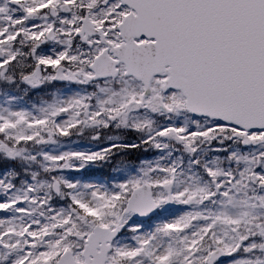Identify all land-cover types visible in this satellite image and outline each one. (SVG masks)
Wrapping results in <instances>:
<instances>
[{"label":"snow or ice","instance_id":"obj_1","mask_svg":"<svg viewBox=\"0 0 264 264\" xmlns=\"http://www.w3.org/2000/svg\"><path fill=\"white\" fill-rule=\"evenodd\" d=\"M57 82L0 92V264H264V0H0V86Z\"/></svg>","mask_w":264,"mask_h":264},{"label":"rangeland","instance_id":"obj_2","mask_svg":"<svg viewBox=\"0 0 264 264\" xmlns=\"http://www.w3.org/2000/svg\"><path fill=\"white\" fill-rule=\"evenodd\" d=\"M45 48V51L48 50L49 46H43ZM13 90H16V88H13ZM80 87L76 86V85H71V84H67L66 82H62L59 85H55L54 86V91H59L65 95H72L74 92L76 91H80ZM3 91H8L11 94L15 95L13 91H10V89H6L3 86H0V92ZM22 93V92H21ZM23 94V93H22ZM33 94V95H32ZM50 92H47L45 90H36V91H31V94L29 93V95L32 96H37V98H33L31 100V102H29V104L26 102H21L18 105H16V107H29L31 106L32 103L34 102H38L41 99H47L48 95H50ZM17 96V95H16ZM24 96V95H23ZM3 97H0V100H2ZM64 147L62 149H60L61 151L64 150H70V149H78V150H84V149H88L91 148L93 150H96V143L91 141L87 136L85 137H78V136H72V137H63L61 138ZM52 147L55 146H49V149H51ZM155 152L154 151H150L148 153H143V152H137V153H133L131 155V157L129 158L130 162L133 164H138V159H154L155 158ZM89 169H93L91 172L85 173L86 171H88ZM89 169L85 170L84 172H75V171H67L65 172V175H67L69 178L71 179H79L82 181H87V182H93V183H110L112 178L115 179H120L122 176V173L117 170L116 167H110V166H99V165H95V166H91ZM97 170L99 172L104 171L107 177L103 178L101 176V173H97ZM3 172V171H2ZM0 172V173H2ZM91 175V176H89ZM174 209H177L178 211L176 212V214H180L184 209V206H179V205H173L172 206ZM3 213H0V216H3Z\"/></svg>","mask_w":264,"mask_h":264},{"label":"trees","instance_id":"obj_3","mask_svg":"<svg viewBox=\"0 0 264 264\" xmlns=\"http://www.w3.org/2000/svg\"><path fill=\"white\" fill-rule=\"evenodd\" d=\"M55 85H59V84H55ZM54 85V86H55ZM54 86H52V87H50V88H48V89H45V91H47V92H52L53 90H54ZM10 91H13V92H15L14 94L15 95H17V96H20V97H23V102H27L28 104H29V102H31V100L33 99V98H37V96H30L31 97V99H29V97L28 96H23L24 95V93L20 90V89H16V90H13V88H11L10 89ZM23 94H22V93ZM30 94H31V92H30ZM33 95V94H32ZM5 170V165L2 163V162H0V172H2V171H4ZM97 173H101L102 174V172H99L98 170H97ZM104 173V172H103Z\"/></svg>","mask_w":264,"mask_h":264}]
</instances>
